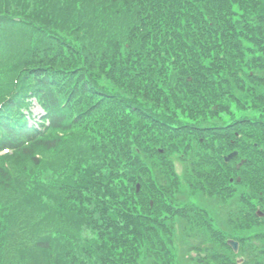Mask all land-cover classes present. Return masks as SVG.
I'll return each mask as SVG.
<instances>
[{"label": "trees", "instance_id": "1", "mask_svg": "<svg viewBox=\"0 0 264 264\" xmlns=\"http://www.w3.org/2000/svg\"><path fill=\"white\" fill-rule=\"evenodd\" d=\"M91 1L0 0V250L24 230L16 246L56 261L264 264V0H110L107 17ZM87 4L79 47L58 33L83 27ZM54 39L67 57L48 54ZM33 98L44 116L29 125ZM129 115L149 132L143 158ZM56 131L67 151L41 165L30 150L55 151ZM191 134L208 139L191 148ZM234 150L240 169L224 162Z\"/></svg>", "mask_w": 264, "mask_h": 264}, {"label": "rangeland", "instance_id": "2", "mask_svg": "<svg viewBox=\"0 0 264 264\" xmlns=\"http://www.w3.org/2000/svg\"><path fill=\"white\" fill-rule=\"evenodd\" d=\"M91 3H92L91 5L95 9V11L99 12L100 14H103L105 17H107L108 15H111V14L110 13L105 14L104 11L105 12H107V11L110 12L111 8L114 7L115 4H116V3H114V5H112L111 3H113V2H111L110 0L108 1V3H105L104 0H102V1L101 0H92ZM91 10H92V12H91ZM91 10L89 9V4H87L86 9H85V13H80L79 14V15L82 16V18H81L82 22H80V24H82L83 27L79 28V27H76V26L69 25L68 28H71V29L67 33H64V32L63 33H58L59 36L67 38V40L72 41L74 44H77V46L80 47V42H78V40H77L78 32H79V35H80V37L82 39H83L84 34H86V33L87 34H91V33L93 34L94 33V31H91V29H89V28L86 29V27H88L87 26L88 20L93 18L94 15H96V12L93 13V9H91ZM105 22H106V19H105V21L103 20V21H100V23L99 22L98 23L100 25L105 24L106 26H108ZM121 24H124V23L118 17V20L116 21V25L119 26ZM84 27H85V29H84ZM13 30H16L15 27L13 28ZM27 33L28 34L29 33L32 34L33 31H30V29H29L27 31ZM59 41L60 40L54 39V41L52 42V44L50 45V47L48 49L49 50L48 54L54 56L55 59H61L62 57H67V55L69 54V51H70L65 46L64 43H60ZM8 51H13V50H11V48L9 47ZM1 57L3 58V55ZM19 57H20V53L16 54V52H15V55H13V60L16 59V58L18 59ZM262 90H263V88L257 87L256 96L257 95L258 96L261 95L262 97H264V90L263 91ZM250 105H252V104L249 103L248 106H250ZM231 110H232L231 111V115L229 117H225L224 116L225 117L224 120H227V119L229 120L231 117H234L235 115L238 114V111H237L236 107H232ZM33 112L35 113V115L39 114V111L37 109H34ZM246 113L250 114L251 111L249 110ZM127 119L128 120L124 124L128 125L130 123V125L132 127H134L136 119L132 115H129ZM205 119H206L207 124L212 125V126L213 125L216 126V125L220 124V122H221L220 120H218V117H215L213 119L207 117ZM187 120H188V118H187ZM186 122H189V120L186 121ZM136 125H137V129H139L138 130V136H140V137L138 138V142H135L134 145H136L135 149H137L142 154V156H140V157L143 158V156H147L148 155V153H146V151L149 150L148 147H152V145L149 143L150 142L149 136H147L149 134V132H145L144 131L145 128H143L144 125H141V120L137 121ZM129 129H131V127H126V130H129ZM91 134H93V132ZM91 134H88V136H90ZM66 135H67V133H62L60 131L51 132L50 133V137H52L51 139H56V138L60 139V142L57 145L56 150L55 151H53V150L51 151V150L42 149L40 147H34L32 150H30V152H32V154H33L32 157L39 159V162L41 161V165L42 164H46V163H44L46 161V159L49 160V159H52V158L53 159L57 158V156L60 153L67 151V148H68L67 144H66L67 140H64V138H66L65 137ZM197 136L198 135L191 134V146H190L191 148L195 147L197 142H199L200 144H202L203 142L206 143V140L208 139V137L203 138L205 136V134H202V135H200V137H199V139L197 141V139H196ZM194 139H195L196 142L193 141ZM234 152H237V150H234ZM169 153L173 154V151L171 149H169L167 151V154H169ZM11 155L12 154H9L8 156H6V158H8ZM224 155L226 157L227 152H225ZM230 155H232V154H230ZM20 160H22V162H19ZM239 161H240L239 160V156L234 155L232 157V159L227 162V165L231 164L232 162H235V167L237 168V165H240ZM5 162H6V164L8 166H10L8 164L9 161L6 160ZM30 162H31V158H28V157H26V159L24 161L21 158L20 159H14L13 158L12 160H10L11 168L13 170H15V171L19 170V166H18L19 163L23 164V165H21V169L25 168V167H27V168L28 167H33V164L30 163ZM231 165H229V166H231ZM173 167L175 168L176 174L179 177H182V173H183L182 171L184 170L183 161L177 155L174 156ZM237 177H238V172L235 173L234 171H232L231 174H230V179L227 181V183L232 185V187H237L236 186V181H238L240 179V177H238V179H236ZM194 190H196V189H194ZM138 191H140V186L139 185H137V187L135 189L136 194H137ZM11 194L9 196H7V197H4V198L10 199L11 196H13ZM252 201L254 203H256V200L253 199ZM262 211H264V209H262ZM262 213L263 212H261V210H260L259 211V216H262ZM27 233L24 230H20V231H15L12 234V236H6V240L3 242L2 248L0 250V254H1L2 258H3V264H83V263L72 261V260L70 261L66 257H63L62 260L56 261V257L60 253V250L58 251L56 248H54V250L50 254L41 253V252H39V254H38V253H34L33 252V250L30 248L29 244L26 247L16 246V245L23 244L22 241L27 239L28 236H29ZM98 233H99V231L97 230V234ZM85 239H88L89 240L88 245L92 246L91 240L93 239V236H92L91 231L83 230V233H82V236H81V240H85ZM91 248H93V247H91ZM28 249H29V251H27ZM174 249L175 248H173V252H174ZM61 254L63 255L64 253L62 252ZM67 254H69V252ZM242 259H244V258L241 257L237 261V263L240 264L241 262H243V261H241Z\"/></svg>", "mask_w": 264, "mask_h": 264}, {"label": "water", "instance_id": "3", "mask_svg": "<svg viewBox=\"0 0 264 264\" xmlns=\"http://www.w3.org/2000/svg\"><path fill=\"white\" fill-rule=\"evenodd\" d=\"M234 155L235 154L228 156L225 161H227V162L230 161Z\"/></svg>", "mask_w": 264, "mask_h": 264}, {"label": "snow or ice", "instance_id": "4", "mask_svg": "<svg viewBox=\"0 0 264 264\" xmlns=\"http://www.w3.org/2000/svg\"><path fill=\"white\" fill-rule=\"evenodd\" d=\"M5 151H8V149H7V148H5Z\"/></svg>", "mask_w": 264, "mask_h": 264}]
</instances>
